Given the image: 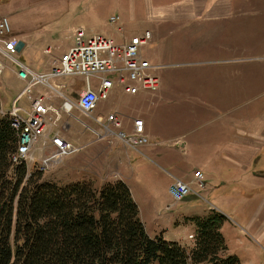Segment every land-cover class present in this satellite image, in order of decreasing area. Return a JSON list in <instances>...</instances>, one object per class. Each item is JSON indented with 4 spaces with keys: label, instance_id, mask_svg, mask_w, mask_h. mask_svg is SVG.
Wrapping results in <instances>:
<instances>
[{
    "label": "rangeland",
    "instance_id": "obj_1",
    "mask_svg": "<svg viewBox=\"0 0 264 264\" xmlns=\"http://www.w3.org/2000/svg\"><path fill=\"white\" fill-rule=\"evenodd\" d=\"M231 1L234 12H227L214 22L212 18H206L207 13L197 14L181 27L183 32L180 34L165 35L163 32L159 38H155L149 28L155 23L154 20L160 22V18L165 19L166 12L172 10H166V7L177 5L179 0H0V13L8 17L12 35L23 36L26 49L33 53H38L47 45L60 52L65 50L73 40L71 27L85 29L87 36L104 34L106 31L114 33L117 27L109 23V18L118 16V25H122L129 36H141L146 29L151 32V40L142 48V56L156 64L154 74L161 83H179L180 129L199 132L222 127L220 119L205 124L203 121L207 118L197 113L191 115L190 110L193 108L207 107L214 108L215 112L222 115L221 118L229 121V117L241 116L242 123L236 122V125L243 124L245 128L255 123L258 128V122L264 116V0ZM239 1H246L248 7H241ZM211 28L214 30L211 31ZM210 32L217 35L208 39L214 35ZM114 37L117 42L121 40L116 33ZM168 47L183 53L198 52L180 58L152 59L154 53ZM0 63L4 68L0 76V83H3L0 85V97L4 103L10 100V89L15 83L10 70L16 67L1 55ZM192 83L199 84L200 88L195 89L207 101L214 103L198 104L194 98L187 97L191 90L188 86ZM71 101L75 104L76 97ZM24 103L20 102L22 105ZM122 104L121 112L128 116L136 115L142 107L136 102L126 104L124 101ZM75 112L74 109L72 113ZM88 123L95 127L92 121L88 120ZM100 131L103 135L98 139H103L102 136L105 138L99 144L101 146L95 149L99 154L97 159L90 161L87 168L84 155L96 146L79 144L84 145L82 151L41 171V181L66 185L85 180L96 188L100 181L105 184L107 177L113 175L111 160L105 154L113 148L114 142H118V146L122 142L114 130L115 134L105 135V129L100 126ZM257 139L252 138L255 148H261ZM45 156L46 153L36 152L34 161L40 162ZM241 158L246 168L231 166L212 169L210 184L205 183L207 181L203 177L204 189L193 183L195 194L188 196L182 203H174L171 196L166 194L163 175L155 173L158 192L151 194V198L144 191L147 184L138 181L134 201L147 234L191 247L195 231L187 224L194 226L192 219L206 217L212 212L220 213L226 218L221 231L227 253L236 256L240 264H264V151L258 149L244 156L241 154ZM33 166L32 161L28 162L27 173L36 172ZM223 195L226 198H220ZM209 204L213 209H206ZM187 232L189 236L193 235V240L187 239Z\"/></svg>",
    "mask_w": 264,
    "mask_h": 264
},
{
    "label": "crops",
    "instance_id": "obj_2",
    "mask_svg": "<svg viewBox=\"0 0 264 264\" xmlns=\"http://www.w3.org/2000/svg\"><path fill=\"white\" fill-rule=\"evenodd\" d=\"M238 3L241 7H248L246 1H239ZM233 7V1L231 0H209L203 2H198L196 0H179V3L175 6L168 5L166 10H172L166 12L167 16L165 19L160 18V22L154 20L153 22L155 23H152V27L149 28V30L154 32L155 38H159L163 32L165 35L168 33L175 36L176 34L183 32L181 31V27L189 18H193V16L197 14L205 15L204 13H207L206 18H212L214 22L217 18L225 16L227 12H234L232 11ZM160 23H162V25H159ZM75 29L77 28L71 27L72 36ZM212 30L214 29L211 28V31ZM115 33L121 39L119 42H117L114 37ZM127 33L128 31L121 25V31L114 28V33L113 31H106L104 33L105 35H100L111 39L116 43H120L131 37ZM210 33L214 34L215 32ZM216 35L217 34L211 35L208 39L213 38ZM15 38L19 41L17 47L18 60L30 71L35 73L47 72L48 68L56 63L55 58L64 53L72 44L71 42L70 45L61 52L58 51L57 48L47 45L51 47L52 54L51 56H48L43 53L47 46H43L38 53L37 51H34L33 53L26 49V44L22 39L23 36L16 34ZM179 42H181V39ZM197 52L198 51H187L186 53H183L177 49L168 47L161 51L158 50L153 54L152 59L157 61L165 58H180L182 55L190 56ZM152 65L156 64L153 63ZM2 74L0 76H2ZM10 74L15 83L10 89L9 101L3 103L0 97V111H8L12 102L25 86V83L18 79L16 68H12ZM48 83L55 86L58 84H64L65 89L62 90V93L70 100L75 96V94H72L73 86L79 91L85 89L82 77L52 79L48 81ZM2 84L3 83H0V85ZM97 86L98 81L92 79L91 89L96 90ZM262 87H264V83ZM188 88L191 90H189L190 95L187 97L194 98L198 104L212 105L214 103L207 101V98L200 95L198 90L195 89L200 88L199 84L192 83ZM36 93L47 95L46 102L50 107V113L48 116L50 119V125L48 126L51 133L63 137L76 147H81L80 151L84 149V145L79 144L96 146L92 147L90 150L91 152L89 151L90 153L86 151V154L84 155L86 168L90 164V161L97 159L99 154L98 152H95V149H97L98 146H101L99 144H102V141L105 138V136H102L103 139H98L99 136L103 135L100 131V126L102 125L97 122L98 117L103 119L102 124L104 125V121L109 114L117 113L120 119L121 130L124 132L132 131L133 119H141L143 121L144 133L149 140L147 145L130 148L124 143L118 146L119 143L114 142L112 144L113 148L105 154V156L111 160L113 167V175L107 177V182H114L117 180L123 181L129 187L134 200V193L137 194L136 185L139 184L138 181L147 184L144 191L150 198L151 194L154 195L158 192L156 186L157 181L155 180L156 172L164 176V191L170 197L168 188L174 180H180L186 183L193 182V173L199 171L202 173V177L206 179L207 182L205 183L210 184L209 176L211 175L212 169L217 167L229 168L231 166H235L237 169L246 168L244 161H242L241 154L244 156L246 153L258 151V149L264 151V116H261L258 122V128L255 123H253L251 127L245 126L244 128L243 124L241 126L236 125V122L242 123L241 116L234 118L229 117V121L225 118H221L222 115L215 112L214 108H193V112L190 110L192 116L194 113H197L199 116L207 118L203 121L206 122L205 124H211L214 123L215 120L220 119V121L223 122L222 127H219V129H202L201 131L198 130L199 132L180 129L179 83H161L160 81L159 89L156 92H140L133 96L125 95L116 88L112 89L108 98L106 100H100L97 103L96 108L89 114L83 113L76 106H73L69 113L65 112L62 109L63 99L61 96L59 94L57 95L53 90H50L47 87H38ZM173 100L176 101L172 103ZM124 101H126V104H129L130 102L139 103V106L142 104V107L139 108L140 112L131 116L123 115L121 110ZM20 102H25V100L22 99ZM20 105L24 106L22 104ZM74 109L76 112L72 113ZM105 113L107 114L102 115ZM70 119H72V121ZM88 120L92 121L95 124V127L91 126L88 123ZM225 128L229 129L225 130ZM115 132L117 133V131ZM253 137L258 138L256 142L261 145V148H255V142L252 140ZM115 146H117V148H115ZM189 153H191L190 156L188 155ZM187 174L189 175L187 176ZM141 177H143L144 181ZM221 184H224V182ZM102 185L104 184L100 181L98 188ZM220 198L223 199L226 198V196L223 195ZM186 199L184 201H186ZM206 209L210 210L213 209V207L209 204L206 206ZM187 225L191 227L190 229L195 231L193 225ZM188 236L187 232V239Z\"/></svg>",
    "mask_w": 264,
    "mask_h": 264
},
{
    "label": "trees",
    "instance_id": "obj_3",
    "mask_svg": "<svg viewBox=\"0 0 264 264\" xmlns=\"http://www.w3.org/2000/svg\"><path fill=\"white\" fill-rule=\"evenodd\" d=\"M15 132L0 118V264H240L212 212L194 218L193 245L150 237L129 187L41 181L25 165L10 172Z\"/></svg>",
    "mask_w": 264,
    "mask_h": 264
},
{
    "label": "built area",
    "instance_id": "obj_4",
    "mask_svg": "<svg viewBox=\"0 0 264 264\" xmlns=\"http://www.w3.org/2000/svg\"><path fill=\"white\" fill-rule=\"evenodd\" d=\"M119 21L118 16L109 18V23L121 31ZM151 37V32L146 30L141 36L133 35L127 40L116 43L100 34L87 36L85 29L80 27L73 32L71 46L55 58L56 63L50 66L47 72L35 73L18 60L19 41L12 35L8 17L0 13V55L16 67L18 79L25 83L10 109L0 111L1 118L10 121L16 137V150L10 156V172L23 164L27 169L28 162L31 161L34 163L35 171H45L51 165L81 150V147H76L63 137L51 133L48 126L50 107L46 102L47 95L37 94L38 87H47L59 94L63 99L62 109L65 112L69 113L72 107L76 106L85 114L91 113L97 103L106 100L110 91L115 88L131 96L140 92H156L160 81L153 71L157 66L152 65L141 53ZM43 53L51 56V47L47 46ZM2 72L3 66L0 65V75ZM68 77L83 79L84 90L79 91L75 86L72 89V94L76 96L75 104L63 95L64 84L55 86L48 83L52 79ZM92 79L98 81L96 90L91 89ZM22 99L25 100L24 106L20 105ZM97 122L105 129V135L114 134L113 130L117 131V138L127 147L137 148L149 142L141 119H133V129L130 132L121 130L117 113L109 114L104 125L101 117H98ZM36 152L46 153V156L40 162H36L34 161ZM193 183L204 189L201 172H194L193 182L190 183L174 180L168 188L172 200L179 203L188 196L194 195ZM188 239L193 240V235L188 236Z\"/></svg>",
    "mask_w": 264,
    "mask_h": 264
}]
</instances>
